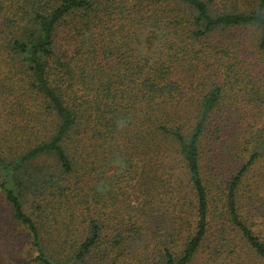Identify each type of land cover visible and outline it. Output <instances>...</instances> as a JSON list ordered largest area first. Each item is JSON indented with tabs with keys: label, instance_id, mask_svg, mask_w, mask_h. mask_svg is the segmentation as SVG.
<instances>
[{
	"label": "trees",
	"instance_id": "1",
	"mask_svg": "<svg viewBox=\"0 0 264 264\" xmlns=\"http://www.w3.org/2000/svg\"><path fill=\"white\" fill-rule=\"evenodd\" d=\"M0 193L13 264H264V0H0Z\"/></svg>",
	"mask_w": 264,
	"mask_h": 264
},
{
	"label": "rangeland",
	"instance_id": "2",
	"mask_svg": "<svg viewBox=\"0 0 264 264\" xmlns=\"http://www.w3.org/2000/svg\"><path fill=\"white\" fill-rule=\"evenodd\" d=\"M28 249L25 233L13 219L11 208L0 193V264H13L29 257Z\"/></svg>",
	"mask_w": 264,
	"mask_h": 264
}]
</instances>
